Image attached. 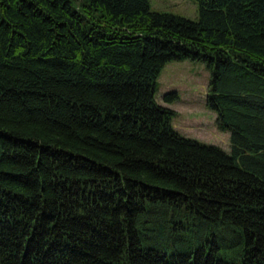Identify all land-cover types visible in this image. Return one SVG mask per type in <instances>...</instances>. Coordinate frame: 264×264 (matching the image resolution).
<instances>
[{
    "label": "trees",
    "instance_id": "obj_1",
    "mask_svg": "<svg viewBox=\"0 0 264 264\" xmlns=\"http://www.w3.org/2000/svg\"><path fill=\"white\" fill-rule=\"evenodd\" d=\"M194 1L0 0V264H264V0ZM181 58L228 151L155 100Z\"/></svg>",
    "mask_w": 264,
    "mask_h": 264
},
{
    "label": "rangeland",
    "instance_id": "obj_2",
    "mask_svg": "<svg viewBox=\"0 0 264 264\" xmlns=\"http://www.w3.org/2000/svg\"><path fill=\"white\" fill-rule=\"evenodd\" d=\"M148 3L153 10L170 11L189 18L197 16L194 0H148ZM209 77L210 70L201 60H168L156 77L154 98L174 109L170 121L178 132L228 151V130L217 125L215 112L206 104ZM169 91H175L177 97L163 99V94Z\"/></svg>",
    "mask_w": 264,
    "mask_h": 264
}]
</instances>
